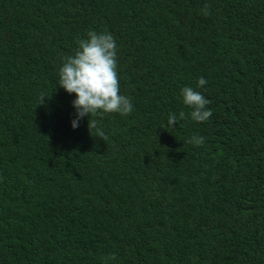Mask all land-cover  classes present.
I'll return each mask as SVG.
<instances>
[{"label":"trees","instance_id":"16d2710c","mask_svg":"<svg viewBox=\"0 0 264 264\" xmlns=\"http://www.w3.org/2000/svg\"><path fill=\"white\" fill-rule=\"evenodd\" d=\"M105 29L133 111L103 141L57 81ZM0 264H264V0H0Z\"/></svg>","mask_w":264,"mask_h":264},{"label":"clouds","instance_id":"9594fccd","mask_svg":"<svg viewBox=\"0 0 264 264\" xmlns=\"http://www.w3.org/2000/svg\"><path fill=\"white\" fill-rule=\"evenodd\" d=\"M204 14H208L207 6ZM77 47L72 55L62 58V64L58 68L59 87L69 94H75L72 106L75 109V119L71 126L78 127L79 120L88 117L89 132L95 129V135L103 141L107 139L105 132L98 127L97 119L89 117H103L105 114L119 113L128 115L133 111V104L130 97L120 94V81L117 72L118 46L115 37L107 30L97 32L89 30L85 37L76 40ZM207 84L205 77L201 76L196 81V87L202 88ZM182 103L191 111L189 116L195 122H207L212 116L211 108L207 107L211 101L200 91L190 86L181 89ZM44 97L41 96L40 103ZM38 104V105H39ZM184 111L178 116L170 114L167 126H175L178 119H186ZM167 126H161L167 130ZM205 142L202 136H192L187 143L194 146H201ZM109 259H115L112 255Z\"/></svg>","mask_w":264,"mask_h":264}]
</instances>
